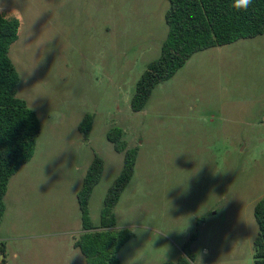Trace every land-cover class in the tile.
Wrapping results in <instances>:
<instances>
[{
  "label": "rangeland",
  "instance_id": "1",
  "mask_svg": "<svg viewBox=\"0 0 264 264\" xmlns=\"http://www.w3.org/2000/svg\"><path fill=\"white\" fill-rule=\"evenodd\" d=\"M169 0H0L19 19L10 56L17 96L41 122L33 159L11 178L0 264H87L78 193L96 155L105 162L90 198L100 225L124 154L135 173L115 208L133 238L120 264L176 263L193 235L191 264H256V203L264 198V34L193 55L159 84L144 110L131 99L168 33ZM93 115L89 137L79 126Z\"/></svg>",
  "mask_w": 264,
  "mask_h": 264
},
{
  "label": "trees",
  "instance_id": "2",
  "mask_svg": "<svg viewBox=\"0 0 264 264\" xmlns=\"http://www.w3.org/2000/svg\"><path fill=\"white\" fill-rule=\"evenodd\" d=\"M166 13L168 33L160 57L151 62L136 84L131 109H145L154 89L170 80L198 52L233 44L264 34V0H251L246 7H236V0H169ZM20 21L0 11V226L5 212L4 198L11 178L29 163L35 154L42 126L37 113L17 96L20 75L10 56L18 40ZM94 116L86 115L79 129L86 138L92 130ZM107 139L118 153L124 154L121 173L110 187L101 211L100 225L90 216V198L102 179L105 162L96 155L78 193L83 233L74 247L86 257L87 264H120L118 254L132 238L129 229L117 231L115 208L135 173L138 147H130L124 130L113 127ZM258 235L254 242L256 264H264V198L254 208ZM193 235L183 247L184 257L176 263L191 264L196 257L191 249ZM0 244V252H3Z\"/></svg>",
  "mask_w": 264,
  "mask_h": 264
},
{
  "label": "clouds",
  "instance_id": "3",
  "mask_svg": "<svg viewBox=\"0 0 264 264\" xmlns=\"http://www.w3.org/2000/svg\"><path fill=\"white\" fill-rule=\"evenodd\" d=\"M251 0H236L235 6L240 8H246L250 4Z\"/></svg>",
  "mask_w": 264,
  "mask_h": 264
}]
</instances>
